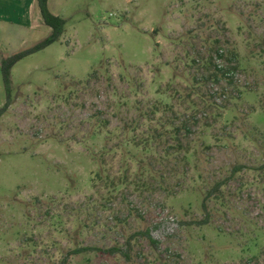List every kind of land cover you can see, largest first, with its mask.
<instances>
[{"label": "rangeland", "instance_id": "1", "mask_svg": "<svg viewBox=\"0 0 264 264\" xmlns=\"http://www.w3.org/2000/svg\"><path fill=\"white\" fill-rule=\"evenodd\" d=\"M48 10L0 116V264H264V0Z\"/></svg>", "mask_w": 264, "mask_h": 264}, {"label": "trees", "instance_id": "2", "mask_svg": "<svg viewBox=\"0 0 264 264\" xmlns=\"http://www.w3.org/2000/svg\"><path fill=\"white\" fill-rule=\"evenodd\" d=\"M37 7L39 9V13L41 16V19L43 23L50 28V33L47 37L44 39L38 41L35 43L32 47L21 50L18 52L13 53L8 58L2 59L0 62V72L4 87V92L6 95V102L0 108V116L7 110L9 106V88H10V81H9V70L10 68L17 63L18 61L22 60L23 58L30 56L32 54H35L39 51H42L46 47L50 46L54 42L58 40V38L61 36L63 31V26L65 24V21L57 16H54L51 14L47 8V0H36ZM218 57H221L220 53L218 52L216 54ZM224 70H218V74H224ZM225 75V74H224ZM214 79H217L216 74H214ZM216 189V188H215ZM202 208L206 210L204 203H202ZM132 237H142L147 239L150 243H155L150 234L149 231L146 230L144 232H137ZM127 245L130 244L129 241L126 242ZM82 250H73L70 255H74L79 253Z\"/></svg>", "mask_w": 264, "mask_h": 264}, {"label": "crops", "instance_id": "3", "mask_svg": "<svg viewBox=\"0 0 264 264\" xmlns=\"http://www.w3.org/2000/svg\"><path fill=\"white\" fill-rule=\"evenodd\" d=\"M42 27L47 26L41 19L36 0H0V40H21L22 33ZM47 28L49 35L50 28Z\"/></svg>", "mask_w": 264, "mask_h": 264}]
</instances>
